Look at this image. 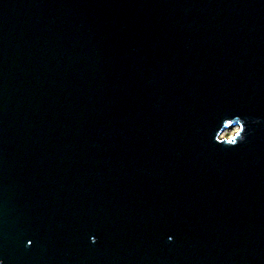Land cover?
<instances>
[{
	"label": "water",
	"instance_id": "obj_1",
	"mask_svg": "<svg viewBox=\"0 0 264 264\" xmlns=\"http://www.w3.org/2000/svg\"><path fill=\"white\" fill-rule=\"evenodd\" d=\"M0 264H264V0H0Z\"/></svg>",
	"mask_w": 264,
	"mask_h": 264
},
{
	"label": "clouds",
	"instance_id": "obj_2",
	"mask_svg": "<svg viewBox=\"0 0 264 264\" xmlns=\"http://www.w3.org/2000/svg\"><path fill=\"white\" fill-rule=\"evenodd\" d=\"M260 120H250L247 117L226 116L222 119L221 123L218 125V130L215 133V143L224 148H234L241 143L246 141L247 135L250 134V125L259 124ZM231 136V139L227 137ZM171 237H169V242H171ZM92 244H96L97 240L93 237L91 240Z\"/></svg>",
	"mask_w": 264,
	"mask_h": 264
}]
</instances>
